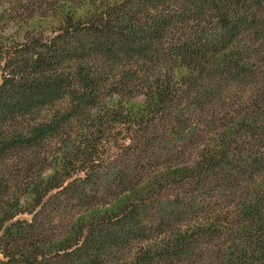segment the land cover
I'll list each match as a JSON object with an SVG mask.
<instances>
[{
	"label": "trees",
	"instance_id": "1",
	"mask_svg": "<svg viewBox=\"0 0 264 264\" xmlns=\"http://www.w3.org/2000/svg\"><path fill=\"white\" fill-rule=\"evenodd\" d=\"M83 1L0 37V264H264V0Z\"/></svg>",
	"mask_w": 264,
	"mask_h": 264
},
{
	"label": "rangeland",
	"instance_id": "2",
	"mask_svg": "<svg viewBox=\"0 0 264 264\" xmlns=\"http://www.w3.org/2000/svg\"><path fill=\"white\" fill-rule=\"evenodd\" d=\"M58 1L59 0H52V2L46 3L45 6L42 7L41 10H39L40 13H37L32 19H29L27 12L28 2L26 0H0V37L6 39L7 41L20 39L24 31L31 29L42 32L46 37L52 36L53 33L59 28L63 15V12L53 14L54 7L57 4L64 5L67 11H73L76 15H84L88 11H92L95 9L90 1H87L86 3L83 0H75V3L65 1L58 3ZM31 2L29 1V3ZM95 4H101V2H99L98 0ZM142 103V97H137L130 101V105H133L136 108L140 107ZM160 134L163 137H166L163 132ZM112 150L113 151L110 153L109 157L113 156L114 159L122 157L123 152H125L124 148L122 147V141L114 140L112 144ZM193 182L194 181L190 182V184L187 185L185 184L188 188V191H193L195 187V185H193ZM183 189L187 191L186 188H183V182L181 183L178 181L175 182V184H170L169 186H167L163 193V197L165 198L163 200L166 201L167 197L168 199H174L178 196L179 199H183ZM21 217L29 218L30 216L21 215ZM1 256L2 255L0 253V257Z\"/></svg>",
	"mask_w": 264,
	"mask_h": 264
}]
</instances>
